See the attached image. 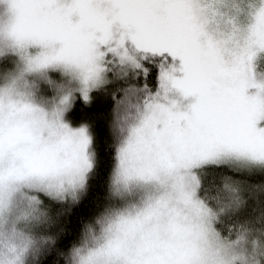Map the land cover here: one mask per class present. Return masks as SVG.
<instances>
[{
	"label": "snow or ice",
	"instance_id": "1",
	"mask_svg": "<svg viewBox=\"0 0 264 264\" xmlns=\"http://www.w3.org/2000/svg\"><path fill=\"white\" fill-rule=\"evenodd\" d=\"M262 53L264 0H0V264H264Z\"/></svg>",
	"mask_w": 264,
	"mask_h": 264
},
{
	"label": "trees",
	"instance_id": "2",
	"mask_svg": "<svg viewBox=\"0 0 264 264\" xmlns=\"http://www.w3.org/2000/svg\"><path fill=\"white\" fill-rule=\"evenodd\" d=\"M257 72L264 75V54H260L256 59ZM116 85H109V91H93L92 100L84 102L79 96L73 102V106L66 112V118L73 124L88 122L90 129L97 135L101 152L104 150L105 121L112 117V109L115 101L111 96V90ZM119 95V93H118ZM106 155V154H105Z\"/></svg>",
	"mask_w": 264,
	"mask_h": 264
},
{
	"label": "rangeland",
	"instance_id": "3",
	"mask_svg": "<svg viewBox=\"0 0 264 264\" xmlns=\"http://www.w3.org/2000/svg\"><path fill=\"white\" fill-rule=\"evenodd\" d=\"M262 54H264V53H262ZM258 58V57H257ZM258 78H264V75H262V76H259ZM94 91H99V90H94ZM68 111V110H67ZM66 115V114H65Z\"/></svg>",
	"mask_w": 264,
	"mask_h": 264
}]
</instances>
